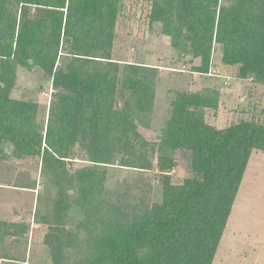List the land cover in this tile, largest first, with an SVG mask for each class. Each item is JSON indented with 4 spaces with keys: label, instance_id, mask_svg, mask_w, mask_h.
Here are the masks:
<instances>
[{
    "label": "trees",
    "instance_id": "trees-1",
    "mask_svg": "<svg viewBox=\"0 0 264 264\" xmlns=\"http://www.w3.org/2000/svg\"><path fill=\"white\" fill-rule=\"evenodd\" d=\"M129 1L0 0V154L8 143L19 157L41 158L46 189H57L44 220L54 264H67L69 249L79 247L66 240L70 208L82 216L83 264H213L251 157L264 151V123L246 118L217 128L206 120L217 90L187 92L174 99L160 140L148 141L140 128L152 127L159 69L114 58ZM150 1L151 19L179 58L201 59L195 71H210L219 44L240 78L264 84V0ZM21 67L53 79L47 119L37 102L11 97ZM76 146L97 166L72 171ZM181 149L192 153L194 177L176 185L168 176L162 201L135 216L113 207L108 164L150 168L157 159L169 171ZM0 224L1 260L4 239L27 227Z\"/></svg>",
    "mask_w": 264,
    "mask_h": 264
},
{
    "label": "rangeland",
    "instance_id": "rangeland-1",
    "mask_svg": "<svg viewBox=\"0 0 264 264\" xmlns=\"http://www.w3.org/2000/svg\"><path fill=\"white\" fill-rule=\"evenodd\" d=\"M230 0H221L227 4ZM150 0H131L120 17L114 58L131 63H144L159 69L152 127H141L148 141H159L161 130L173 113V101L187 92L217 90L218 106L206 110V120L217 128H225L241 119L253 118L264 123V84L255 76L242 79L239 66L223 61L222 46L214 45L210 71L201 73L194 66L200 58H179L170 38L163 34L162 24L151 19ZM62 62V61H61ZM56 90L53 79L40 71L18 69V79L11 97L37 102L41 118H48ZM0 154V222L23 224V236H7L1 243L0 264H54L50 247L45 243L50 218L57 198V189H46L38 157H19L14 148L4 143ZM133 147V146H131ZM150 168L112 163L106 166V188L109 201L119 212L135 216L163 197L164 181L169 176L173 184H183L194 177L192 153L178 150L175 165L169 171L152 159ZM72 171L85 166H97L88 159L80 146L68 159ZM70 236L66 240L75 247L69 249L67 264H83L86 235L82 216L70 208L65 214ZM0 227H3L0 224ZM79 234V235H77ZM71 246V245H70ZM213 264H264V151H254L224 236Z\"/></svg>",
    "mask_w": 264,
    "mask_h": 264
}]
</instances>
